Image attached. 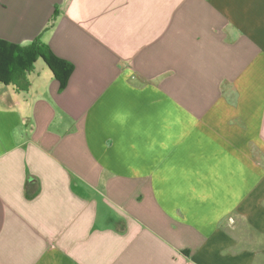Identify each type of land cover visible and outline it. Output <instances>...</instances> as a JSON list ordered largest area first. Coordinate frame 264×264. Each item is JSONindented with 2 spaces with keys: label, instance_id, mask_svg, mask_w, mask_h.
<instances>
[{
  "label": "crops",
  "instance_id": "obj_1",
  "mask_svg": "<svg viewBox=\"0 0 264 264\" xmlns=\"http://www.w3.org/2000/svg\"><path fill=\"white\" fill-rule=\"evenodd\" d=\"M0 38L74 65L0 82V264H264V0H0Z\"/></svg>",
  "mask_w": 264,
  "mask_h": 264
},
{
  "label": "trees",
  "instance_id": "obj_2",
  "mask_svg": "<svg viewBox=\"0 0 264 264\" xmlns=\"http://www.w3.org/2000/svg\"><path fill=\"white\" fill-rule=\"evenodd\" d=\"M53 18L49 26L53 24ZM38 59L48 66L59 83V90H62L68 82L74 65L57 56L49 46L37 38L24 46L0 38V82L12 84L17 90L27 89L29 82L26 76Z\"/></svg>",
  "mask_w": 264,
  "mask_h": 264
},
{
  "label": "rangeland",
  "instance_id": "obj_3",
  "mask_svg": "<svg viewBox=\"0 0 264 264\" xmlns=\"http://www.w3.org/2000/svg\"><path fill=\"white\" fill-rule=\"evenodd\" d=\"M40 62V61H39Z\"/></svg>",
  "mask_w": 264,
  "mask_h": 264
}]
</instances>
